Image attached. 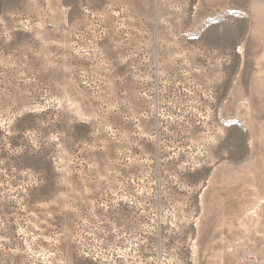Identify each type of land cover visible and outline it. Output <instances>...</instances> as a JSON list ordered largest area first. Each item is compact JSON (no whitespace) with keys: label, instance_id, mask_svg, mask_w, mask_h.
I'll use <instances>...</instances> for the list:
<instances>
[{"label":"rangeland","instance_id":"obj_1","mask_svg":"<svg viewBox=\"0 0 264 264\" xmlns=\"http://www.w3.org/2000/svg\"><path fill=\"white\" fill-rule=\"evenodd\" d=\"M0 264H264V0H0Z\"/></svg>","mask_w":264,"mask_h":264}]
</instances>
